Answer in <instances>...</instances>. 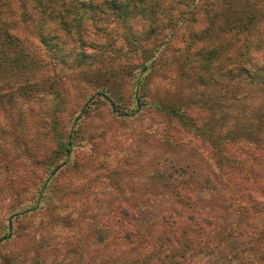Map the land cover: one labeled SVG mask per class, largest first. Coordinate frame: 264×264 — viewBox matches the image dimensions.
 Returning a JSON list of instances; mask_svg holds the SVG:
<instances>
[{
	"label": "rangeland",
	"instance_id": "rangeland-1",
	"mask_svg": "<svg viewBox=\"0 0 264 264\" xmlns=\"http://www.w3.org/2000/svg\"><path fill=\"white\" fill-rule=\"evenodd\" d=\"M192 1L158 0L149 17L126 23L127 16L103 8V20L94 21L95 27L89 22L83 64H75L78 58H73L75 35L62 29L51 32V41L58 45L49 50L37 40L31 21L17 17L16 3L5 1L8 4L1 10L15 16H1L0 25L6 23L9 29L14 24L29 56L11 65L7 59L11 55L0 54V264H103L115 256L127 264L137 254L144 256L145 264H203L207 255L208 264H219L214 261L223 258V250L202 258L175 252L172 259L159 263L141 237L132 245L114 243L122 227L118 206L145 207L152 189L186 192L181 183L195 186L203 204L217 208L223 221V202L207 196H215L220 187L214 173L225 174L221 163L233 166L239 157H250L253 148L240 146L249 135L264 152L261 131L236 134L233 139L239 146L230 150L221 141L230 128L243 127L242 119L264 105L263 90L251 89L247 82L246 90L227 93L211 80L230 75L242 64L252 71L249 80L255 74L264 78V0H194L191 5ZM129 25L138 39L128 40ZM56 49L68 56L62 64L52 58ZM148 54L153 58L135 86ZM105 88L103 92L118 106L114 111L100 94ZM135 88L144 101L140 107L135 105ZM209 95L217 101L211 108L202 106ZM151 99L182 105L187 121L194 125L214 124L207 135L218 152L184 127L183 114L163 104L154 109ZM253 120L246 123L254 127ZM68 131L72 149L64 160ZM229 138L225 140L230 142ZM60 163L64 164L53 170ZM254 166L263 168L264 162L255 161ZM244 167L259 175L247 164ZM43 182L38 206L17 215L20 209L33 207ZM180 204L174 200L175 209ZM108 208L114 210L107 221ZM187 214L185 208L181 219ZM9 216L12 233L6 236ZM258 217L262 218L256 214L251 219ZM157 225H149V241ZM106 235L104 243L88 241ZM233 255L241 257V264H254L244 245L240 252H230L231 259Z\"/></svg>",
	"mask_w": 264,
	"mask_h": 264
},
{
	"label": "trees",
	"instance_id": "trees-1",
	"mask_svg": "<svg viewBox=\"0 0 264 264\" xmlns=\"http://www.w3.org/2000/svg\"><path fill=\"white\" fill-rule=\"evenodd\" d=\"M5 1L0 0V17L9 13L12 15V12L5 13L1 10L4 5L6 6V4H8L5 3ZM11 1L17 5V17H21L23 20L29 19V21H31L36 30L35 35L37 40L45 45L47 49H55L58 45V42L51 41L54 39L51 32L62 29L66 35H75L78 42L73 57L78 58L75 64L84 63L85 56H83V50L85 46H87L86 44L89 43L85 38V35L88 34L90 30L89 25L91 24L89 22H93L94 25V21H102L103 17L101 18L100 15H102L101 12L103 8L106 7L115 15H122L124 18L127 16L126 19H123L125 20L123 22L126 23L135 17H149V13H154V9L159 4L158 0H10V2ZM193 4L194 0L191 2V5ZM107 19L108 18L105 20ZM49 22H52L54 25L49 27ZM175 24H178V22ZM4 25H6V23H4L3 26L0 25V54L11 55V57L7 59L13 62L11 65H16L17 62H21L19 57H21V59H26L25 57L29 55L26 53L25 43L21 35H18L15 31L14 24L9 25V29ZM132 27L134 26L129 25L128 31L126 32L129 34V38H131L128 39L129 41L138 39ZM223 27H225V25L221 26V28ZM54 54L52 58L56 63L61 62L62 64L64 63L62 60L64 61L68 57L65 53H60L59 49H56ZM152 56L153 54H148L144 58L142 62L143 66L139 70L141 75L139 74L135 77V86L141 82L142 73L148 67L149 58H153ZM246 66L247 65L244 64L235 66L230 75H218L215 79H210L212 83H214V86H219V90L220 88L225 89L227 93L234 94L240 90H246V88L244 89V85H247V82H249L251 84V89L260 88L263 90L262 92L264 95V88L261 85H264V78H259V76L255 74V77H251L249 80L248 77H250L252 71H249ZM198 78L201 79L202 77L199 75ZM103 91H106V88L100 91V94L104 95V98L109 101L111 109L114 111L118 107L117 104ZM140 98H142V96L138 92V89L135 88L134 101L137 107H140L144 103L143 99ZM194 102L198 104L201 103L199 101ZM216 102L217 101L209 95L208 98L206 97L204 105L202 106H210L211 108ZM149 104L152 105L154 109L161 108L163 104V108L173 113L177 112L183 114L182 119L184 118V127L186 126L185 128L190 131V133H194L195 136L209 143L210 148L216 153L218 152L212 143H210V138L208 139L207 135V132L212 133L211 126H214V124L207 122L194 125L193 122L189 123L185 117L182 105H173L172 103L165 104V102L158 99H151ZM247 116V118L242 119L241 125H243V127L240 129L230 128L228 130L229 134L221 139V141L225 143L224 148H229L230 150V147H234V145L236 147L239 146V143L233 139L236 137V134L244 135L253 131L264 132V105L255 109L254 112ZM78 117L80 116L78 115ZM239 118L241 119L240 115ZM249 118H254V127L251 126L253 124L248 125L246 123V120ZM74 121H77L76 118L73 120L72 125L75 124ZM72 125L70 128H72ZM65 137L66 143H63L64 160H68L72 149L71 132L68 131ZM229 137L232 138L230 139ZM247 137L245 141L246 144L240 146L253 148L255 153L252 151V154L250 157H247V159L239 157L237 161H235V165H229L230 167L226 166V164L224 166V164L221 163L220 165L225 171V174L223 175V173L218 172L214 173V175H216V180H219L220 187L217 189L218 191H215V196H213V193L207 195L210 199L215 197L223 202L224 205L221 206L226 209V218L223 219V221L221 220V214L217 217V208L213 206L207 207L205 203L203 204L200 197L197 195L195 186L192 184L189 185L190 183H187V186L181 183V186H184V190H187L186 192L182 191V188L176 191H164V188L159 189L160 191L152 189V192H150L151 201L149 200V205H145V207L133 205L118 206L117 215H119V217L117 218L120 219L118 222L122 227H119V234L115 236V242H113L119 246L126 244L132 245L135 240L134 238L141 237L145 240L148 251L151 250L157 254L156 260H158L159 263L172 259L175 252H178L181 256L191 254L193 257L197 255L202 258L206 254L213 253L214 251L221 253L223 250L225 251L223 258H216L215 260L218 261L214 262H218L219 264H228L230 262H232V264H241L244 262L241 257L238 259V255H233L232 257L236 259H231L230 252L232 250L240 252L244 245L249 249L250 253L253 254L252 259H250L251 262L254 264H264V166L259 169L254 166L255 161L258 163L264 162V152L257 150L258 148L253 145L254 140L250 135ZM226 138H229L230 142L228 140L226 141ZM218 158L220 161L221 157L219 156ZM42 162H44L43 158ZM63 164H58L53 170L58 169ZM246 164L249 169H255L259 175L256 177L251 171L244 170V165ZM208 181L209 178L207 177L205 180L207 185H209ZM44 183L45 182L40 185V188L38 187L36 199L33 201V207L20 209L17 215L25 214L30 209L38 206L37 204L40 201L39 197H41L42 189L44 188L42 185H44ZM209 189V191L212 192L214 187ZM174 200L181 203L176 209L174 208ZM163 205H165V207ZM183 206L185 207L183 208ZM185 208H187L188 214L185 215V218L182 220L181 213H183ZM113 210L114 208H108V215L105 217L107 221L110 219V215L113 214ZM155 214L159 222L155 221L157 220L154 216ZM256 214L262 218L260 219L258 217L256 220L251 219L252 216ZM12 216H9L6 222L9 229L6 236L12 233ZM107 221L103 220V223L108 224ZM156 222L158 223L156 227L158 230L155 232L154 236H151L152 240L149 241V225L153 226ZM146 225H148V228H146ZM108 237L109 236L106 235L104 237H98V239L89 238L88 241L104 243L108 240ZM217 244L220 245L218 246ZM136 250L138 249H133V251ZM121 253L123 254L122 251ZM208 256L209 255H207L203 264H208L210 260ZM227 256L229 258H225ZM110 258L111 257H107L103 264H120L119 261L122 260L121 257L115 256L113 260L111 259L109 261ZM142 259H144V256L137 254L134 257L132 256L127 264H145V262H142Z\"/></svg>",
	"mask_w": 264,
	"mask_h": 264
}]
</instances>
